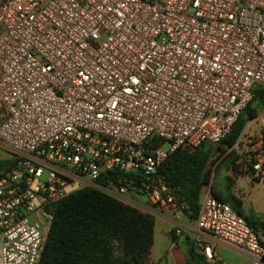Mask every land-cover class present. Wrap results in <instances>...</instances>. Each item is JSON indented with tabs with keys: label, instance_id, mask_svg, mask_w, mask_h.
<instances>
[{
	"label": "built area",
	"instance_id": "built-area-1",
	"mask_svg": "<svg viewBox=\"0 0 264 264\" xmlns=\"http://www.w3.org/2000/svg\"><path fill=\"white\" fill-rule=\"evenodd\" d=\"M257 84L264 0H0V144L13 156L0 172V264H36L44 207L79 188L181 208L161 162L217 143ZM248 136L259 171L263 132ZM195 223L241 264H264V235L210 188Z\"/></svg>",
	"mask_w": 264,
	"mask_h": 264
},
{
	"label": "trees",
	"instance_id": "trees-1",
	"mask_svg": "<svg viewBox=\"0 0 264 264\" xmlns=\"http://www.w3.org/2000/svg\"><path fill=\"white\" fill-rule=\"evenodd\" d=\"M258 108L264 110L262 84L255 86L252 98L242 108L229 132L217 143L201 142L191 151L177 147L161 162L159 174L173 187L182 210L191 217L197 214L200 195L212 177L216 156L234 146L246 121L257 114ZM262 132L264 138V126ZM235 158L237 155L232 156L231 162ZM230 167L234 176L247 171L235 164ZM249 167L252 169L251 164ZM106 176H112V173L102 175L100 180ZM227 177L228 186H231L233 178ZM211 191L240 213V197L214 188ZM43 211L46 234L36 264H147L154 222L149 213L136 205L87 186L47 204ZM246 220L260 236L264 235L261 220ZM186 253L187 264H222L219 260L207 258L196 249L192 240H189Z\"/></svg>",
	"mask_w": 264,
	"mask_h": 264
},
{
	"label": "crops",
	"instance_id": "crops-1",
	"mask_svg": "<svg viewBox=\"0 0 264 264\" xmlns=\"http://www.w3.org/2000/svg\"><path fill=\"white\" fill-rule=\"evenodd\" d=\"M243 169H247V171L236 176L248 174L254 181H250L248 185L244 186L238 183L237 178L235 179L234 177L235 180H233L232 187L230 186L231 190L229 193L242 199V204L239 207L240 214L249 221L255 222L260 220L261 213L264 209V192L260 190L258 185L259 180L263 178L264 169L259 171H254L250 167H244ZM139 209L149 213L154 222L153 242L147 257L148 264H160L163 261H165V264H187L186 249L189 240H192L196 249L203 254L204 252L198 243L209 244L211 246L212 256L208 257L204 254L209 259L219 260L222 264L242 263V253L215 241L209 235L199 232L196 227L195 217H191L182 208L172 212H163L155 209L154 206L148 203L144 210L142 208ZM255 213L258 214L256 215ZM175 227H181L182 231L180 234L170 232ZM222 250H228V262H223Z\"/></svg>",
	"mask_w": 264,
	"mask_h": 264
},
{
	"label": "rangeland",
	"instance_id": "rangeland-1",
	"mask_svg": "<svg viewBox=\"0 0 264 264\" xmlns=\"http://www.w3.org/2000/svg\"><path fill=\"white\" fill-rule=\"evenodd\" d=\"M264 126V110L258 108L257 114L248 119L244 125V128L239 136L238 141L234 144V146L227 147L223 152H220L218 156H216L215 161L213 163L212 177L208 184L205 185L204 188H214V190L220 191L222 193L230 192L231 187L228 186L229 178L232 177L233 180L237 178L238 183L241 185H248L252 180V177L248 174L234 176V172L231 169L230 165L235 164L238 168L243 169L244 167H249L251 162V157L253 153L257 150L256 137H252L248 139V135H252L257 130H262ZM248 136V137H247ZM237 155V158L233 162H231L232 156ZM12 154L6 150L0 144V172H2L11 162ZM264 167L261 169L263 170ZM235 177V179H234ZM264 173L263 178L259 180V188L264 192ZM247 193V191H246ZM132 199H136L137 203H140V208L144 210V208L149 203L145 197L139 193L131 195ZM256 215L258 213H255ZM189 244H187V247ZM228 250H222V259L223 262L229 261ZM148 264V262H147ZM155 264V263H154ZM160 264H165V261ZM170 264V263H168Z\"/></svg>",
	"mask_w": 264,
	"mask_h": 264
}]
</instances>
